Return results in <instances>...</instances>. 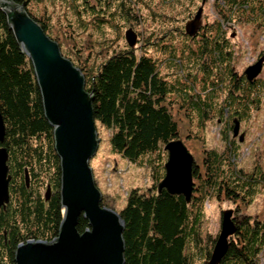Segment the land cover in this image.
Returning a JSON list of instances; mask_svg holds the SVG:
<instances>
[{"label":"trees","instance_id":"trees-1","mask_svg":"<svg viewBox=\"0 0 264 264\" xmlns=\"http://www.w3.org/2000/svg\"><path fill=\"white\" fill-rule=\"evenodd\" d=\"M5 1L25 6L47 35L57 42L49 33L46 20L29 10L28 5L34 0ZM94 1L101 5L119 4L120 9L125 4L129 6L128 2L133 3L132 0ZM181 3L166 0L161 6L165 8ZM219 6H222L221 15L216 13L219 24L206 34V37H217L213 38L207 57L211 62L209 66L217 70L218 76L207 73L203 82L181 79L191 73L185 52L173 53L168 64L170 69L165 70L159 65L161 59L146 54L138 56L134 49L128 48L105 59L92 71L62 52L83 71L86 89L95 97L96 122L111 132L112 150L133 163L147 159L156 178L151 190H133L126 207L119 213L126 227V264H209L214 245L209 248L203 244L201 227L205 204L226 199L247 205L263 189L264 172L257 166L251 173L245 172L239 166V148L229 147L236 144L229 135L223 139L219 149H206L204 152L203 148L198 165L194 167L195 190L190 203L183 196H172L166 190L159 193L158 189L166 175V145L182 140L183 136H186L184 140L195 142L197 139L200 142V134L207 125L205 118L210 116L209 113L213 114L215 108L218 112L224 100V86L233 88L231 69H223L225 53L218 45L223 34L213 31L222 26L220 21L226 18L250 20L254 26H261V23L264 26V0H219ZM79 10L78 14H82ZM190 45L193 46L192 42ZM204 59L202 52L200 61ZM207 84L221 88L217 92L205 86ZM197 86H200L199 90ZM263 92V80L260 86H252L246 81L242 96L234 102V110L243 104L251 113L253 108L262 104ZM224 94L230 95L227 91ZM176 105L184 109L191 120L187 135L181 130L184 125L174 114ZM0 113L6 127V138L0 145L8 150L9 174L12 176L10 201L5 207H0V264H15V253L20 244L31 240L52 242L58 236L64 212L60 200V160L55 150L53 128L44 115L31 61L17 44L2 10ZM102 204L108 207L104 200ZM236 226L237 233L220 264H260V252L264 249V222L252 221L249 217L236 221ZM88 228L89 223L82 218L79 232L84 233Z\"/></svg>","mask_w":264,"mask_h":264},{"label":"water","instance_id":"water-1","mask_svg":"<svg viewBox=\"0 0 264 264\" xmlns=\"http://www.w3.org/2000/svg\"><path fill=\"white\" fill-rule=\"evenodd\" d=\"M0 10L7 16L17 44L31 61L44 115L53 128L60 160V200L64 212L58 236L52 242L31 240L20 244L15 264H126L125 222L121 214L103 206V194L92 166L93 158L102 152V136L101 125L94 114L95 97L86 89V77L72 59L63 55L59 43L47 35L25 6L0 0ZM202 12L200 8L194 20L188 23L187 35L196 36ZM126 40L132 49L139 42L133 29L127 31ZM263 64L264 57L246 70L249 81L261 74ZM239 130L237 123L235 137ZM5 138L6 127L0 113V144ZM165 151L168 161L166 175L158 185L159 193L166 190L172 196H183L190 203L195 190V157L182 140L170 142ZM8 162V150L0 145V207L10 201L12 176ZM233 215L232 210L223 213L222 230L209 264H220L228 252L229 241L237 233ZM82 218L89 223L84 233L78 230Z\"/></svg>","mask_w":264,"mask_h":264},{"label":"rangeland","instance_id":"rangeland-1","mask_svg":"<svg viewBox=\"0 0 264 264\" xmlns=\"http://www.w3.org/2000/svg\"><path fill=\"white\" fill-rule=\"evenodd\" d=\"M132 1L133 3L128 2L129 6L125 4L121 10L118 8L119 4L101 5L94 0H34L29 4V10L46 20L50 28L49 33L57 39L64 53L87 70L92 71L105 59L130 48L126 40V33L130 29L140 38L134 49L136 54L161 59L162 63L159 65L165 70L170 69L167 62L169 48L178 50L186 42L183 30L189 3L182 2L178 6L169 5L164 8L161 5L166 0ZM217 3L216 0H207L205 5L199 7H203L202 16L205 21L212 22L218 18L214 10ZM84 5L87 7L84 8ZM79 9L82 14H78ZM238 31L239 40L243 38L244 48L238 66L239 69H248L264 57V32L249 26L239 27ZM260 76L264 79V72ZM181 79L186 81V78ZM199 88L200 86H197L198 90ZM258 106L253 108L249 122L243 126L247 141L238 147L239 166L250 173L256 166L264 172V101ZM179 109L180 114L177 115ZM173 110L178 122L184 125L181 130L187 135L191 123L189 115L178 105L174 106ZM101 136L102 152L92 160L96 183L106 206L120 213L126 207L129 194L133 190H151L156 178L147 159L133 163L116 154L110 145L111 132L102 125ZM227 136L228 128L225 129V126L212 121L207 123L206 129L200 134V142L197 139L195 142L184 140L186 136H183L182 141L198 165L203 148L204 152L206 149H219ZM262 188L247 205L226 199L207 202L201 227L204 246H215L214 242L222 230V216L225 211H233L235 222L249 217L252 221L264 222V186ZM259 263L264 264V249L260 252Z\"/></svg>","mask_w":264,"mask_h":264},{"label":"flooded vegetation","instance_id":"flooded-vegetation-1","mask_svg":"<svg viewBox=\"0 0 264 264\" xmlns=\"http://www.w3.org/2000/svg\"><path fill=\"white\" fill-rule=\"evenodd\" d=\"M171 1L173 2L187 1L189 4L187 5V15L188 16L184 22V30H183V36L185 37L186 42L178 50L169 48L170 52L168 54V61H169L168 64L171 63L169 59L171 55H173V53L182 54L183 52H185L187 53L186 62L188 65V71L191 72L187 74L190 77L189 76L185 77L186 80L187 78H190L188 79V81L190 82H193L195 79L197 80V82L199 81L203 82L204 75H206L207 73L212 76H215V75L218 76L217 70H213L211 66H209L211 65V62H210V59L207 57L212 48L210 45L212 41L214 40L213 38H217V37H211V36L206 37V34L211 32V29L213 28V26L219 24V21H218L219 16L217 19H215V21H212V22L205 21V17L202 16L201 21L198 23L199 28H198L197 34L195 37H192V36L187 35V25L189 22L194 20L195 16L197 15L196 14L197 11L200 10L199 7L202 4L205 5L207 0H171ZM232 1H236V0H232ZM216 3H217V0H216ZM221 7L222 6H219V3L215 4L214 6V10L219 15H221L220 13L222 9ZM222 20L223 21H220L222 26L218 27L213 32L223 34V37H220V41H218V45H220V48L225 53V58L222 61L225 64L223 69L225 71L226 70L228 71L229 69H231L233 88L226 89V86H224L222 92L224 91L225 93V91H227L229 92L230 95L228 96L223 93L224 100L222 102L219 100L221 103L219 105L218 112L217 110H215L216 109L215 108L213 111V114L209 113L210 116L205 118V123H210L212 121H215L218 125L225 126V129L228 128V135L231 136V141L236 143L233 145L231 144L229 146L230 148H232L231 146L239 147L246 143L247 133H245L243 126L244 124L246 125L249 122L250 115H251V113L247 111V107L243 104H241L240 107H237V109L234 110V107H233V105H235L234 102L236 101L237 97L242 96V92L244 90V84L246 81L252 84V86L253 85L260 86L261 80L264 81L263 77L259 76L257 79L251 82L248 80V77L246 75V72H245L246 69H239L238 62L240 61L244 48H243V43H242L243 38L241 37V40H239L240 32L238 31V28L243 27V26H246V27L249 26L252 29H256V30L264 32V26H262V23H261V26H254L253 23L250 22V20L248 21L249 23L244 21L243 19L237 20L236 18H234L233 20H229L227 18L226 20L225 19H222ZM139 41H140V38H139ZM191 42L193 46L190 45ZM202 52H203V56H205V59L203 62L200 61ZM185 67L186 66H184L183 71H185ZM263 72H264V64H263L262 73ZM205 86L209 87V89L211 90L214 89L217 92L221 88V87L219 88V86H215V85L212 86L210 84H207ZM231 86L232 85H230V87ZM235 91H237V93H235ZM230 96H231V99H229ZM261 99H262L261 102L263 103L264 92L262 93ZM237 123L240 125V130H239L238 136L235 137L234 136V126Z\"/></svg>","mask_w":264,"mask_h":264}]
</instances>
